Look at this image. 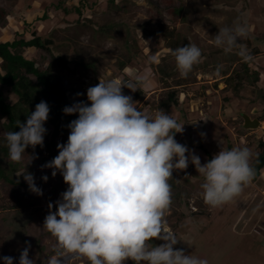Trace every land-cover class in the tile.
I'll use <instances>...</instances> for the list:
<instances>
[{
  "label": "rangeland",
  "instance_id": "rangeland-1",
  "mask_svg": "<svg viewBox=\"0 0 264 264\" xmlns=\"http://www.w3.org/2000/svg\"><path fill=\"white\" fill-rule=\"evenodd\" d=\"M79 1L0 0V41L33 31L51 41L41 68L93 125L108 176L72 179L21 158L15 178L29 180L37 211L26 228L9 224L0 181V264H264V184L239 186L210 164L242 172L261 151L264 123L248 130L241 116L264 115V0H84L78 15ZM171 30L177 51L164 44ZM53 187L82 191L69 210L77 228L51 220Z\"/></svg>",
  "mask_w": 264,
  "mask_h": 264
},
{
  "label": "trees",
  "instance_id": "trees-1",
  "mask_svg": "<svg viewBox=\"0 0 264 264\" xmlns=\"http://www.w3.org/2000/svg\"><path fill=\"white\" fill-rule=\"evenodd\" d=\"M108 1L110 6L120 9L115 0ZM84 6L86 1L80 0L71 9L81 15ZM181 8L180 3L175 5L173 14L178 16ZM65 12L68 11L65 9ZM6 22L5 16L0 15V26H4ZM50 42L34 31L30 38L16 36L12 40L0 41V181L8 186L11 193L10 211L5 220L15 225V228L28 226L37 211L39 198L33 192L29 180L15 178L21 158L33 157L41 166L64 169L72 179L85 177L104 180L108 176L106 171H101L96 165L95 155L99 144L94 137L93 125L72 111L60 83L51 78L48 69L41 68L46 54H52ZM164 44L171 51H177L181 47L174 30L164 35ZM27 50L38 51V57H26ZM242 70L253 74L254 80L258 81L259 72L250 71L245 63ZM2 86L8 87L15 95V102L8 101L1 90ZM260 120L264 121V115ZM49 127L51 128L48 129ZM43 132L46 135L39 137ZM258 146L261 151L249 164L244 165L242 172L236 168H228L225 163L210 164L228 170V178L236 181L239 186L247 180L256 181L264 168V141H259ZM62 147L73 150V153L62 152ZM91 168L94 170L90 171ZM22 188V194L16 193V189ZM91 189L98 194L99 188L94 183ZM71 195L76 201L83 199L79 187H74ZM44 201L48 204L53 222L62 221L65 231L77 228L79 221L75 217L62 219L58 207L65 201V197L61 196L57 187L49 191ZM53 230L60 232L62 229L54 225Z\"/></svg>",
  "mask_w": 264,
  "mask_h": 264
},
{
  "label": "built area",
  "instance_id": "built-area-1",
  "mask_svg": "<svg viewBox=\"0 0 264 264\" xmlns=\"http://www.w3.org/2000/svg\"><path fill=\"white\" fill-rule=\"evenodd\" d=\"M74 192V188L70 189V191L66 194L63 195V197H65V201L59 205V207H64L63 210L65 211V213L61 214V210L59 209V212L60 214L62 215V219H67V218H70V217H73V214L71 213V211H69L71 208L72 209H79V205L75 204L77 203L78 201L74 200L72 198V193ZM92 197V195H89V198ZM80 201V200H79ZM82 206H84L83 204L80 205V209L82 208Z\"/></svg>",
  "mask_w": 264,
  "mask_h": 264
},
{
  "label": "water",
  "instance_id": "water-1",
  "mask_svg": "<svg viewBox=\"0 0 264 264\" xmlns=\"http://www.w3.org/2000/svg\"><path fill=\"white\" fill-rule=\"evenodd\" d=\"M242 127L248 130H255L259 127L260 121L257 118H252L249 114H242Z\"/></svg>",
  "mask_w": 264,
  "mask_h": 264
},
{
  "label": "crops",
  "instance_id": "crops-1",
  "mask_svg": "<svg viewBox=\"0 0 264 264\" xmlns=\"http://www.w3.org/2000/svg\"><path fill=\"white\" fill-rule=\"evenodd\" d=\"M260 121V123H264V121H261V120H259ZM264 172L258 177V179L256 180V182L257 183H262V184H264ZM260 180H262V181H260Z\"/></svg>",
  "mask_w": 264,
  "mask_h": 264
}]
</instances>
